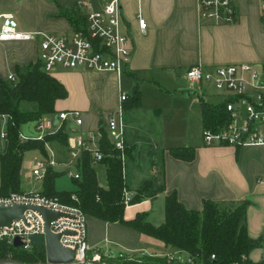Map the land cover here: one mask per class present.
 <instances>
[{
  "label": "crops",
  "instance_id": "1",
  "mask_svg": "<svg viewBox=\"0 0 264 264\" xmlns=\"http://www.w3.org/2000/svg\"><path fill=\"white\" fill-rule=\"evenodd\" d=\"M107 1L0 0V13L11 12L22 30L72 36L74 29L85 23L88 13L101 10ZM118 1L121 4L120 29L130 37L132 45L129 66L122 73L127 79L113 72L56 68L50 75L64 85L67 96L54 102L55 112L81 111L82 123L65 122L63 129L67 135L73 136L100 132L105 115L123 105L126 143L131 150V156L126 157V188L134 192L143 181L155 179L159 185V179L162 180V190L154 198L143 197L136 203L125 205L123 219L130 220L138 212H146V220L151 225L160 226L165 221L164 200L172 192H175L178 202L189 210H201L204 200L247 201L249 204L244 214L246 231L250 238L260 240L248 258L256 262L264 249V145H242L238 148L224 144L204 146L202 134L200 137L199 132L189 127L197 105L193 98H197L200 104L202 117V102L214 94L210 89L196 90L195 84L187 81L184 72L193 65H200L205 70L235 63L263 65L262 0H232L236 20L231 24L200 19L196 0ZM138 16L146 21L144 31L139 27ZM36 56V41L0 42V78L14 73L17 67L25 68L36 60ZM124 85L131 88V93L123 90ZM135 88L139 90V105L132 106L131 97ZM123 93L127 97L120 102ZM180 97L178 101L182 104L174 108L177 111L171 114L168 121L166 110L173 104L172 99ZM205 103L215 105L219 102ZM19 108L33 110L35 105L22 101ZM176 113L182 118H175ZM0 122L2 130L6 123L1 117ZM35 123L36 120L27 122L21 129L29 131ZM5 141L0 138V150ZM48 144L55 158L64 162L67 158L65 144L56 140ZM182 147L194 148L192 159H179L171 154V150ZM29 151H34L28 161L30 166L35 157L42 155L37 149ZM97 165L95 163L91 167L98 185L107 189V166L100 163L105 169L104 181H101L96 172ZM30 167L27 172L33 183L30 189H22L42 188V181L32 178ZM65 170L66 167L61 164L55 167V171L62 174ZM69 178L75 181L76 188L65 189L64 192L73 193L78 189L80 179ZM25 179L21 166L22 185ZM85 222L87 244L92 250L154 256L169 254L177 249L172 245L165 246L161 240L126 224L107 222L90 215H86Z\"/></svg>",
  "mask_w": 264,
  "mask_h": 264
},
{
  "label": "built area",
  "instance_id": "2",
  "mask_svg": "<svg viewBox=\"0 0 264 264\" xmlns=\"http://www.w3.org/2000/svg\"><path fill=\"white\" fill-rule=\"evenodd\" d=\"M196 1L197 12L202 20L210 19L226 24L234 23L236 20L232 0ZM260 13L261 26L264 27V0L260 5ZM121 21V4L118 0H109L104 3L101 10L89 12L85 23L74 29L72 36L22 30L11 12H1L0 42L36 41V60L40 61L42 70L48 74L56 68H84L96 72H113L119 76L129 66L132 53L131 39L121 31ZM138 24L142 31L146 29L144 18L139 17ZM184 74L189 83L195 84L196 90L210 89L214 95L223 97L215 105L223 104L228 120L216 128H202L204 146L224 144L238 148L242 145H264V64L260 66L252 63L225 64L206 70L200 65H193L186 69ZM5 79L16 81L14 73H9ZM126 97V94H121L119 101L122 102ZM123 110V105L120 104L116 110L107 113L104 117V127L110 147L116 152L121 163V177L125 183L128 148ZM54 116L57 118L56 124L53 122ZM0 117L6 123L0 130V138L6 140L7 120L10 117L6 113ZM65 122L81 124V111L62 110L55 115L43 116L36 120L33 129L26 132L21 129L25 123L20 126L17 134L19 142L41 141L46 151V155L41 154L42 156L31 161L30 172L34 180L43 181L45 174L50 169L55 170L59 164L66 167L65 174L79 180L81 177L79 163L83 155L88 156L91 165L101 163L105 157L100 149V133L89 132L75 136L67 135L65 143L67 158L64 162L58 161L49 142L45 141V135L52 134L63 126L65 128ZM122 192V202L127 205L135 193L129 191L126 185ZM70 194L71 200L77 201L76 194ZM15 204L38 205L63 214L50 222V231L60 234V244L74 252L73 263L99 261L101 252L97 249L92 250L87 244L86 214L82 208L73 203H64L57 195H46L39 189H21L0 195V206ZM44 234L45 224L41 214L25 209L21 218H14L8 226L0 227V243L5 249L3 258L16 259L13 250L31 251L34 248L31 237ZM16 239L21 243L17 247L14 246ZM259 259L264 260V249L260 252Z\"/></svg>",
  "mask_w": 264,
  "mask_h": 264
},
{
  "label": "trees",
  "instance_id": "3",
  "mask_svg": "<svg viewBox=\"0 0 264 264\" xmlns=\"http://www.w3.org/2000/svg\"><path fill=\"white\" fill-rule=\"evenodd\" d=\"M14 74L16 79L14 82L0 78V115L6 113L10 117L6 126L7 144L4 151L0 150V195H5L9 191H21L20 172L24 151L37 149L41 154L46 155L41 141L19 142L17 134L20 126L43 116L54 115L56 113L54 102L67 96L64 85L45 73L39 60L33 61L25 68L17 67ZM22 101L34 103L35 109L19 108ZM138 103L139 90L135 88L131 104L135 106L139 105ZM201 108L203 128H216L228 120L223 104L211 105L202 102ZM63 128L64 126L52 134L45 135V141L56 140L65 144L68 136ZM99 133L100 149L105 155L101 163L107 166V189H102L98 185L95 171L85 154L79 163L81 177L77 183L78 189L73 191L77 201L71 200V192L55 190L54 178L61 176L62 172L54 169H50L43 177L42 193L57 195L64 203L76 204L86 215L131 226L145 235L161 240L165 246L172 245L185 251L186 258L193 262L182 263L178 259H173L174 262L169 264H264L263 259L254 262L248 258V254L259 245L260 240L250 238L246 231L244 214L249 204L247 201H240L235 208L222 211L218 204L228 200H204L201 210H189L178 202L175 192H172L164 200L165 221L160 226L151 225L145 219L146 212H138L130 220L123 219L125 204L122 202V190L126 184L121 177V163L116 152L110 147L103 126H100ZM126 154L131 156V150L127 149ZM171 154L179 159L190 160L194 156V148L173 149ZM160 190L162 186L158 185L155 179L143 181L135 189L130 203H136L143 197L152 199ZM3 249L0 243V258L4 257ZM35 252H39L40 256L28 258L15 254V258L23 263L45 261L46 253L43 246L34 247L27 253ZM145 256L154 258L153 264H168L161 256ZM111 263L116 262H109Z\"/></svg>",
  "mask_w": 264,
  "mask_h": 264
},
{
  "label": "rangeland",
  "instance_id": "4",
  "mask_svg": "<svg viewBox=\"0 0 264 264\" xmlns=\"http://www.w3.org/2000/svg\"><path fill=\"white\" fill-rule=\"evenodd\" d=\"M122 75L124 76V74H122ZM123 79H127V77L124 76ZM123 90H126L128 93H131V88L127 87L126 85H124ZM193 97H197V96H193ZM181 98L182 97H180L178 99H172L171 103H173V104L171 105V107L169 106L168 109L166 110V118H167L168 121L170 120L171 114L173 112L177 111V110H174V108L177 109L179 107V104H182V103H180V101H178ZM222 98L223 97H221L219 95H213L212 97H206L205 98V102H207V101H214V102L215 101H221ZM196 99L197 98H193V101L197 105H195L196 112H195V115H194V119L192 120L193 117L190 119L189 127H190V129L192 131H195L196 133L199 132V136L201 137V134H202V131H201V127H202V125H201V119H202V117L200 116V107H199L200 104L197 103L198 100H196ZM176 101H178V102L175 103ZM186 103H187V106H189L188 105L189 102L187 100H186ZM21 105L25 107V104L24 103H21ZM158 110L160 111V113L162 112L161 109H158ZM163 111H165V110H163ZM175 118L179 119V118H182V117H181L180 114L178 115V113H176L175 114ZM1 127H2V123L0 122V128ZM33 152H30L28 150V151H24V153H23L21 166H22L23 170L25 171L26 179L24 181L25 182H28V183L25 184V182H23V185H22V181H21L20 188L25 187L27 189H30L31 188V185L33 183V181L30 179L29 173L27 172L29 170V167H30L29 164H28V161H29V158L34 155ZM133 157L134 156L132 154V157L131 158H133ZM126 161H127V158H126ZM126 161H125V163H126ZM126 166L128 167L127 163H126ZM96 172H97L98 178L101 181H104L105 169L103 168L102 165H100V163H98V165H97ZM158 174L160 176V172ZM27 180H29V181H27ZM161 182H162V180L159 179V185H161ZM54 188L56 190H63L64 191L65 189H71V188L74 189V188H76V184H75V181L74 180L70 179L68 177V175L64 173L61 176H58V177L54 178ZM35 189L41 190V188L39 186L38 187L36 186ZM239 204L240 203L231 202V201H225L224 203L223 202L222 203H219L218 206L220 207V209L222 211H226L229 208H235ZM3 250H5V249H3ZM98 251H99V249H98ZM23 252H24V254H22ZM23 252H19V251L13 250V254L14 255L16 254V256H23V257L26 256L28 258H31V257L32 258H35V256L36 257L40 256V253L39 252L38 253L35 252L34 254H29L26 251H23ZM99 252H101V255H100V259H99L98 262L109 263V262L112 261V262H116L117 264L118 263H120V264H149L148 262H150L151 264L154 263L153 262L154 261V258L146 257L145 254H141V253L139 254V253H131V252H125V253H122V252H120V253L111 252L110 253V252H108V254H106L107 252L104 251L105 252V254H104V252H102V251H99ZM4 253L5 252L3 251V254ZM120 254L122 256H120ZM157 256L163 257L164 258V261L166 263H168V264H169V262H174L173 259H176V260L178 259L182 263H184V262L193 263V262H191V259H187L186 258V253L183 254V251H181L179 249H176V251H174V252H169V254L168 253L167 254H160V255H157Z\"/></svg>",
  "mask_w": 264,
  "mask_h": 264
},
{
  "label": "water",
  "instance_id": "5",
  "mask_svg": "<svg viewBox=\"0 0 264 264\" xmlns=\"http://www.w3.org/2000/svg\"><path fill=\"white\" fill-rule=\"evenodd\" d=\"M56 116L54 122L56 123ZM7 141H5L3 151L5 150ZM25 209H31L41 214L45 224V234L31 237V244L33 247H44L46 253L45 261L38 262H21L16 259L0 258V264H75L74 252L70 248L63 247L59 242V235L50 231V222L57 217L63 215L60 212L43 208L41 206H34L29 204H15L7 207L0 206V227L8 226L14 218H21ZM21 243L18 239L15 240L14 246L17 247ZM78 264H109L105 262H82ZM117 264V263H111Z\"/></svg>",
  "mask_w": 264,
  "mask_h": 264
}]
</instances>
